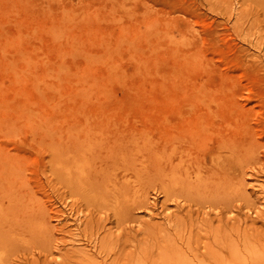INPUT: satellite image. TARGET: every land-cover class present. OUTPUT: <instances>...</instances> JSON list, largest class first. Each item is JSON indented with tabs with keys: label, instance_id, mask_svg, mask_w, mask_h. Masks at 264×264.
<instances>
[{
	"label": "rangeland",
	"instance_id": "1",
	"mask_svg": "<svg viewBox=\"0 0 264 264\" xmlns=\"http://www.w3.org/2000/svg\"><path fill=\"white\" fill-rule=\"evenodd\" d=\"M263 206L264 0H0L1 264H264Z\"/></svg>",
	"mask_w": 264,
	"mask_h": 264
},
{
	"label": "bare ground",
	"instance_id": "2",
	"mask_svg": "<svg viewBox=\"0 0 264 264\" xmlns=\"http://www.w3.org/2000/svg\"><path fill=\"white\" fill-rule=\"evenodd\" d=\"M208 110V109H207ZM215 113V112H214ZM166 116V115H165ZM212 116V115H211ZM165 119V118H164ZM217 119V118H216ZM165 120H168V119H165ZM178 121V120H177ZM202 121V120H201ZM168 123H169V121H167ZM167 122H166V124H167ZM201 123H204V121L203 122H199V124H196L195 125V128L194 129H196L197 130V132H195L194 131V135L196 134L197 136H199L200 138L199 139H201V141H203V137H204V135H203V132L206 130V128H205V126L206 125H202L201 126ZM170 124V123H169ZM189 124V123H188ZM168 125V124H167ZM184 125V124H183ZM204 126V127H203ZM190 128V127H189ZM189 128H188V131H189ZM187 129V128H186ZM191 129V128H190ZM209 129V128H208ZM193 130V129H192ZM205 134H207V133H205ZM193 135V136H194ZM209 135V134H208ZM186 136V135H185ZM184 136V137H185ZM74 137V136H73ZM224 137V136H223ZM178 138V137H177ZM184 139V138H183ZM121 140V139H120ZM176 140H179V138L178 139H176ZM195 141V139H192V140H190L191 141V143L189 142V141H187V143H185V144H182L183 146H188L187 148H181L180 146H178V144L177 145H175V144H172V142H171V144L169 143L168 145H167V149H165L164 148V150H168L169 149V152L168 153H164V150H162V149H156L157 151V153L156 152H154V153H156V155H157V157L158 158H164L166 161H169V163L171 164V161H172V158L174 157V155L177 153V151H179L178 153H179V160H177V161H179V162H176V163H178V164H175L174 166L173 165H171L170 166V168L171 169H169V170H171V172H173L174 171V169L176 168V166H179L180 164H182V163H184L185 162V160L188 162V159H189V157H188V154H191L192 152H188V150H190L191 149V147L193 148L196 144L193 142L192 143V141ZM182 141V140H181ZM212 142V141H211ZM251 142H252V140H251ZM68 143V142H67ZM197 143V142H196ZM204 143L205 142H203V144L202 145H204ZM250 143V142H249ZM248 143V144H249ZM61 144V145H60ZM59 144V146L61 147L62 146V142ZM166 144V143H165ZM198 144V143H197ZM242 144V143H241ZM248 144H246V145H248ZM90 145V144H89ZM156 145V144H155ZM218 145H220V146H217V150L219 151L220 150V148H221V146L224 148L225 147V149H229L230 151H232V150H234L235 152H237V153H239L238 152V150H236V149H238V148H240L239 146H241L240 144L239 145H237V144H235L236 146H238V148L237 147H235V145H233L232 143H230L229 144V142L227 141V140H224V139H222L221 138V140H219L218 141ZM253 146V144H249L248 146ZM64 146V145H63ZM71 146V145H70ZM79 146V145H78ZM77 146V147H78ZM81 146V145H80ZM93 146V145H92ZM250 146V147H251ZM58 147V146H57ZM88 147V146H87ZM169 147V148H168ZM246 147V146H245ZM59 148V147H58ZM65 148H67V146L65 147ZM68 148H69V145H68ZM79 148V147H78ZM156 148V147H155ZM158 148V147H157ZM244 148V147H243ZM252 148V147H251ZM55 149H56V147H55ZM83 149H85V148H83ZM91 149V148H90ZM115 149V148H114ZM247 149H248V147L247 148H245V149H243V150H246L245 152H247ZM66 150V149H65ZM64 150V151H65ZM78 150V149H77ZM82 150V149H81ZM95 150V149H94ZM118 150V149H117ZM50 151V150H49ZM67 151H68V149H67ZM84 151H86V150H83V152ZM88 151H90V150H88ZM121 150H119L118 152H120ZM203 151V150H202ZM233 151V152H234ZM66 152V151H65ZM75 152H77L76 151V149H75ZM82 152V151H81ZM221 152V151H220ZM241 152V151H240ZM64 153V152H63ZM69 153H72V152H69ZM121 153V152H120ZM184 153V154H183ZM254 153V152H253ZM77 154H78V152H77ZM79 154H80V152H79ZM83 154V153H82ZM92 154V153H91ZM125 154V153H124ZM202 154V153H201ZM219 154V153H218ZM230 154H231V152H230ZM233 154V153H232ZM235 154V153H234ZM233 154V155H234ZM241 154V153H240ZM246 154V153H245ZM252 154V153H251ZM54 155V154H53ZM63 155V154H62ZM64 155H66V154H64ZM74 155V154H73ZM213 155V154H212ZM220 155V154H219ZM229 155V154H228ZM75 156H76V154H75ZM155 156V155H154ZM221 156V155H220ZM57 157V156H56ZM63 157V156H62ZM123 157V156H122ZM130 157V156H129ZM185 157H188V158H185ZM191 157H192V155H191ZM197 157V156H196ZM196 157H195V159H196ZM219 156H217V158H218ZM51 158V157H50ZM88 158V157H87ZM110 158V157H109ZM194 158V157H193ZM203 158V157H202ZM221 158V157H220ZM191 159V158H190ZM198 159V158H197ZM200 159V158H199ZM204 159V158H203ZM215 159V158H214ZM8 160V159H7ZM211 160H212V158H211ZM69 161V160H68ZM77 161V160H76ZM157 161V160H156ZM162 161H163V159H162ZM190 161V160H189ZM192 161V160H191ZM190 161V162H191ZM251 161V160H250ZM74 162V161H73ZM193 162V161H192ZM198 162V161H197ZM199 162H200V160H199ZM198 162V163H199ZM203 162H204V164H205V161L203 160ZM63 163V162H62ZM75 163V162H74ZM77 163V162H76ZM159 163V162H158ZM161 163V162H160ZM168 163V164H169ZM196 163V162H195ZM195 163H193V164H195ZM198 163H196V164H198ZM252 163V162H251ZM58 164V163H57ZM66 164V163H65ZM65 164H63V165H65ZM69 164H70V162H69ZM203 164V163H202ZM213 164V163H212ZM117 165V164H116ZM130 165V164H129ZM158 165H160V164H158ZM200 165V164H199ZM196 166V165H195ZM111 167V166H110ZM156 167V166H155ZM173 167V168H172ZM179 167H181V166H179ZM113 168H114V166H113ZM159 168H161V167H159ZM189 168V167H188ZM205 168H207V167H205ZM240 168V167H239ZM54 169V168H53ZM64 169V168H63ZM157 169V168H156ZM180 169V168H179ZM184 169H186V168H184ZM194 169V168H193ZM202 169H204L203 167H202ZM164 171H165V169H163ZM176 170H178V169H176ZM208 170V169H207ZM86 171V170H85ZM162 171V170H161ZM163 171V174H165L166 172H164ZM186 171H187V169H186ZM209 171V170H208ZM75 172V171H74ZM84 172V171H83ZM202 171H201V169H200V167L199 168H197V170H196V172H195V175H194V180H195V183L193 184V185H190V183H187L188 185H187V187L186 188H181V189H185V190H187V193H192V192H195L196 191V194L198 195V193L199 192H201V191H199V190H202V191H205V187H207L208 188V186L206 185L205 187H204V181H206L205 179H207V178H205L204 179V175H205V173L207 172H205V170L203 171L204 172V174H202L201 173ZM187 173V172H186ZM217 173V172H216ZM241 173V172H240ZM76 174V173H75ZM79 174V173H78ZM157 174V173H156ZM162 174V175H163ZM171 174V173H170ZM190 174V173H189ZM242 174V173H241ZM166 175V174H165ZM79 176V175H78ZM209 176V175H208ZM163 177V176H162ZM165 177V176H164ZM88 178H89V175H88ZM108 178H109V176H108ZM211 178V177H210ZM230 178V177H229ZM96 179V178H95ZM212 179V178H211ZM237 179V178H236ZM75 180V179H74ZM81 180V179H80ZM89 180V179H88ZM110 180V179H109ZM233 181V180H232ZM235 181V180H234ZM234 181L232 182V183H234ZM66 182V181H65ZM89 182V181H88ZM169 182H170V180H169ZM210 182V181H209ZM161 183H162V181H161ZM164 183V182H163ZM162 183V184H163ZM223 183V182H222ZM80 184V183H79ZM119 184V183H118ZM126 184V183H125ZM205 184H207V183H205ZM214 184H215V181H214ZM214 184H213V186H214ZM90 185H92V184H90ZM120 185H122V183L120 184ZM119 185V186H120ZM184 186L183 187H185V184H183ZM218 185H219V183H218ZM116 186V185H115ZM163 186V185H162ZM223 186V185H222ZM221 186V187H222ZM123 187V186H122ZM122 187H120V188H122ZM171 187H174V184H172L171 185ZM215 187V186H214ZM218 187V186H217ZM230 187V186H229ZM235 187H236V185H235ZM239 187V186H238ZM244 187V186H243ZM75 188V187H74ZM80 188V187H79ZM160 188V187H159ZM163 188V187H162ZM210 188V187H209ZM223 188V187H222ZM225 188V187H224ZM228 188V187H227ZM114 189L116 190V187H114ZM119 188H117V190H118ZM170 188L168 187V185H164V194H166V196H169V197H172V196H170V194L171 193H169L168 192V190H169ZM193 189H195V191H193ZM221 189V188H220ZM226 189V188H225ZM236 190L238 189V188H235ZM188 190H189V192H188ZM84 191V190H83ZM114 191V190H113ZM120 191L123 193V191L120 189ZM139 191V190H138ZM181 191V190H180ZM211 191V190H210ZM178 192V191H177ZM212 192V191H211ZM228 192V191H227ZM118 193V192H117ZM121 193V194H122ZM208 193V192H207ZM214 193V192H213ZM116 194V192L114 193V195ZM138 193H136V195H137ZM142 193H140L139 192V194L137 195V196H135L136 198H139V201H140V199L142 198V195H141ZM209 194V193H208ZM212 194V193H211ZM118 195V194H117ZM119 195H120V193H119ZM123 195V194H122ZM191 195V194H190ZM193 195V194H192ZM219 194H217V196H218ZM222 195V194H221ZM121 196V195H120ZM133 196V195H132ZM178 196V195H177ZM196 196V195H195ZM213 196V194L211 195V197ZM193 197V196H192ZM200 197V196H199ZM224 197V196H223ZM96 198V197H95ZM117 198V197H116ZM120 198V197H119ZM121 202L123 203V197L121 196ZM145 198V197H144ZM201 198V197H200ZM209 197L207 196V199H208ZM225 198H226V195H225ZM115 199V198H114ZM135 199V198H134ZM191 199V198H190ZM223 199V198H222ZM119 200V199H118ZM212 200V199H211ZM224 200V199H223ZM115 201H117L116 199H115ZM138 200L136 199V202H137ZM142 201V200H141ZM210 201V200H209ZM124 202H126V201H124ZM203 202V201H202ZM119 203V202H118ZM117 202H116V205L118 204ZM131 203H133V202H131ZM210 203H212V202H210ZM120 205H122V204H120ZM204 205V204H203ZM123 207H124V205H123ZM116 208V207H115ZM118 208H119V205H118ZM117 208V209H118ZM263 208H264V206H263ZM122 209V208H121ZM120 209V210H121ZM204 209V208H203ZM116 211V210H115ZM122 211H123V209H122ZM116 213H118V212H116ZM120 213H121V211H120ZM127 212H125L124 214H126ZM263 213V212H262ZM123 214V213H122ZM186 214V213H185ZM119 215V214H118ZM181 215V214H180ZM177 216V215H176ZM264 216V215H263ZM192 218V217H191ZM167 219H169V218H167ZM185 219V218H184ZM169 220H171V219H169ZM178 220L180 221V219L178 218ZM177 219H176V222H175V224L177 223V226L176 227H179V225H180V223H179V225H178V221ZM182 220H183V217H182ZM203 220V219H202ZM27 221V220H26ZM174 221V220H173ZM178 221V222H177ZM185 221V220H184ZM184 221H180L181 223H182V225H185V224H183V222ZM1 222V221H0ZM172 222V221H171ZM189 222V221H188ZM251 222H253L252 220H251ZM23 223V222H22ZM168 223V222H167ZM174 222H172V224H173ZM191 223V222H190ZM193 223V222H192ZM206 223V222H205ZM44 224V223H43ZM46 224V223H45ZM209 224V223H208ZM245 224V227H242V226H239V228H240V231H241V229H247V233L245 232V234H247L248 236H249V233H251L252 234V232H249V231H251L252 230V228H250V227H248V225H247V222H245L244 223ZM169 225H171V223L169 224ZM187 225V224H186ZM191 225V224H190ZM194 224H192V226H193ZM199 225V224H198ZM166 226V225H165ZM167 227V226H166ZM173 227H174V224H173ZM187 227H190V226H187ZM180 228V227H179ZM186 228V227H185ZM184 228V229H185ZM160 229V228H159ZM162 229V228H161ZM175 229V228H174ZM187 229V228H186ZM190 229H192V228H190ZM189 229V232L190 231H192V230H190ZM198 229V228H197ZM165 229H163V231H164ZM168 230V229H167ZM167 230H165V232L167 231ZM180 230V229H179ZM217 230H220V228H218ZM255 230V229H254ZM183 231V230H182ZM198 231V230H197ZM216 231V230H215ZM160 232V231H159ZM180 231H178V233H179ZM216 232H218V231H216ZM167 233V232H166ZM178 233H176V235L178 234ZM219 233V232H218ZM218 233H217V236H218V238L220 237L219 235H218ZM168 234H169V232H168ZM184 234V233H183ZM182 234V235H183ZM220 234V233H219ZM238 234V233H237ZM162 235V234H161ZM171 235V234H170ZM181 235V234H180ZM188 235H190L189 237H187L188 239H187V244L188 243H190V244H192L191 243V241H193L192 240V232H190V233H188ZM223 235V234H222ZM4 236V235H3ZM198 236V235H197ZM216 236V237H217ZM252 236H257L258 237V234H256V235H252ZM183 237V236H182ZM192 237V238H191ZM7 238V237H6ZM179 238H180V236H179ZM185 238V237H184ZM214 238V237H213ZM221 238V241L225 244V246H226V248L228 249V254L225 256H223V259H225V261L226 260H229V257L231 258V257H233V255H232V253L234 252V249L236 248H233L232 246V243L230 242V241H226V236H222V237H220ZM46 239V238H45ZM190 239H191V241H190ZM197 239H199V238H197ZM231 239V238H230ZM166 240V239H165ZM47 241V240H46ZM167 241V240H166ZM170 241V240H169ZM196 241V240H195ZM216 241V240H215ZM244 242L243 243H245L246 244V242H245V240H243ZM108 242H106V240H103L102 241V244L103 245H106ZM211 243V242H210ZM242 243V244H243ZM4 244V239L2 238V235H1V233H0V247H3L2 245ZM202 244V243H201ZM216 244V243H215ZM186 245V244H185ZM167 246V245H166ZM187 246V245H186ZM196 246V245H195ZM207 246V245H206ZM211 246H213V245H211ZM219 246V245H218ZM239 246V245H238ZM187 247H189V245L187 246ZM202 247V246H201ZM213 247H215V246H213ZM230 247H231V249H230ZM247 247V246H246ZM9 248V247H8ZM167 248V247H166ZM189 248H191V246L189 247ZM204 248V247H203ZM208 248L210 249V246H208ZM208 248H206V250L208 249ZM225 248V247H224ZM232 248H233V250H232ZM4 249V248H3ZM12 249V248H11ZM172 249V248H171ZM1 251H3L2 250V248L0 249ZM100 250V249H99ZM235 250H239V249H235ZM211 251V250H210ZM209 253V252H208ZM0 254H1V252H0ZM2 254H4V253H2ZM199 255V254H198ZM206 255V254H205ZM213 255V254H212ZM73 256V255H72ZM218 256H220V255H218ZM71 257V256H70ZM74 257V256H73ZM73 257H71V258H73ZM82 257V256H81ZM81 257L79 256V254H78V258L79 259H81ZM85 257V256H84ZM202 257V256H201ZM86 258V257H85ZM85 258H83V259H85ZM211 258H216V257H214V256H211ZM222 258V257H221ZM74 259V258H73ZM202 260H200L201 262L200 263H202V262H204V258H201ZM217 259V258H216ZM69 260H71L70 258H69ZM69 260H68V262H69ZM85 260H87V259H85ZM89 260V259H88ZM81 261V260H80ZM90 261V260H89ZM88 261V262H89ZM131 261H133V260H130V262ZM54 262V261H53ZM84 261L82 260V263H83ZM88 262H87V264H88ZM92 262V261H91ZM90 262V263H91ZM86 263V262H85ZM129 263V262H128ZM132 263V262H131ZM1 264V263H0ZM93 264V263H92Z\"/></svg>",
	"mask_w": 264,
	"mask_h": 264
}]
</instances>
